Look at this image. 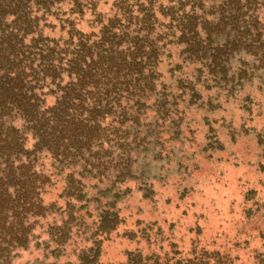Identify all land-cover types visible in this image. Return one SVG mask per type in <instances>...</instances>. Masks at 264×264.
I'll list each match as a JSON object with an SVG mask.
<instances>
[{
  "label": "rangeland",
  "instance_id": "1",
  "mask_svg": "<svg viewBox=\"0 0 264 264\" xmlns=\"http://www.w3.org/2000/svg\"><path fill=\"white\" fill-rule=\"evenodd\" d=\"M120 1L80 0L85 6L80 16L69 13L71 1L59 0L53 15L39 24L40 36L51 46L63 47L71 28L96 33L93 14L111 17ZM180 51L166 49L158 66L160 81L168 87L179 74L175 67L183 63ZM232 57L227 60L228 82L221 87L201 86L206 72L198 73L197 65L183 67L187 78L202 80L197 96L189 93L169 102L170 113L169 106L163 111L147 101L140 127L127 124V138L111 148L112 161L105 169L95 170L79 159L68 169L58 166L44 150L33 151L34 137L24 133L34 169L50 176L41 196L47 213L29 220L26 248L9 249L8 262L0 264H80L82 256L90 264H125L131 254L193 259L203 253L231 264H261L264 72L253 70L250 63L243 75L238 70L242 59ZM56 90L46 79L36 92L51 105ZM5 120L23 127L16 115ZM104 212L118 217L108 232L100 229Z\"/></svg>",
  "mask_w": 264,
  "mask_h": 264
},
{
  "label": "trees",
  "instance_id": "2",
  "mask_svg": "<svg viewBox=\"0 0 264 264\" xmlns=\"http://www.w3.org/2000/svg\"><path fill=\"white\" fill-rule=\"evenodd\" d=\"M58 1L0 0L3 263L9 260V249L26 248L29 220L47 213L41 196L50 176L34 169L33 151L44 150L65 169L78 159L95 170L105 169L112 161L111 148L127 138V124L140 127L139 118L148 109L147 101L163 111L169 106L170 113L169 102L189 93L197 96L196 85L202 80L183 75L186 65H197L198 73L206 72L201 86L209 83L221 87L228 82L231 68L227 60L232 56L242 59L243 69L238 70L243 75L250 63L253 70L264 72V0H166L167 4L162 0H121L114 5L111 17L103 19L93 14L94 23L99 25L96 33L85 35L71 28L63 47L49 45L39 33V24L53 15V5ZM66 1L73 4L70 14L83 16L85 6L80 0ZM169 47L181 49L183 59L177 65L181 70L175 67L178 77L171 74L176 79L172 87L160 81L158 73ZM46 79L57 89L51 105L36 92L40 81ZM11 114L19 117L24 128L5 120ZM26 132L34 137L32 152L25 148ZM117 224L114 212L101 216L102 231L108 232ZM94 254L97 257V252ZM259 260L264 264L262 256ZM79 261L91 263L87 256ZM125 264L231 263L216 254L203 253L193 259L131 254Z\"/></svg>",
  "mask_w": 264,
  "mask_h": 264
}]
</instances>
